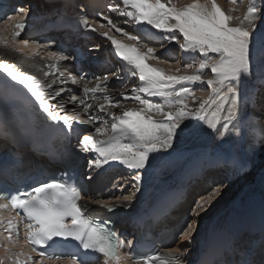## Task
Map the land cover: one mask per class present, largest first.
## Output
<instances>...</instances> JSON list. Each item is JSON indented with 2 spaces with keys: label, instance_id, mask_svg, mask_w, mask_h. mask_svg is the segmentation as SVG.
I'll list each match as a JSON object with an SVG mask.
<instances>
[{
  "label": "snow or ice",
  "instance_id": "obj_1",
  "mask_svg": "<svg viewBox=\"0 0 264 264\" xmlns=\"http://www.w3.org/2000/svg\"><path fill=\"white\" fill-rule=\"evenodd\" d=\"M235 10L222 8L217 0H191L190 3L116 0L109 3L107 14H101L109 30L114 29L137 43L142 38L126 31L125 26L131 24L137 29L155 30L162 48L175 44L181 54L194 59L198 56L199 62L194 69L193 64L181 63L165 71L148 63L151 57L160 55L156 49L144 45L146 51L142 52L135 46L122 44L108 31L98 32L84 22L85 31L98 32L101 38L111 42L123 66L111 75H94L93 83L88 73L73 74V70H65L66 62L76 57L67 55L63 48L53 51L49 49L54 44L41 46L20 39L31 8H14V15L7 16V20L0 16V21L6 25L14 22L8 33L0 28V49L17 54L27 49L29 58L37 62V72L29 73L0 59V72L6 74L5 84L0 86V124L13 125L21 137L57 129L60 134L70 135L77 125L94 128L93 133L78 139V148L92 157L87 161L88 179L113 163L135 173L131 179L134 189L131 194L116 196L113 201H91L96 208L108 213L130 208L142 189L144 173L152 160L171 155L185 137H195L200 130H211L219 144L227 137L237 146L235 151L223 149L215 153L211 165H219L233 174L246 173L251 167L257 140L254 134L246 135L244 110L250 103H264V91L260 90L264 88V64L257 65L254 59L256 34L264 24V0H248L246 11L240 16L231 14ZM113 14L123 18L122 24H118ZM41 50L46 52L43 57L39 56ZM125 68L129 82L136 79L138 83H132L130 89L119 92L117 97L110 90V81L123 80ZM181 68L193 71L181 72ZM207 71L212 75L205 79ZM9 81L26 90L46 116L49 122L46 126L35 125L27 111L13 110L7 93L11 86ZM252 81L260 88L246 90L245 86ZM69 84L77 86L81 95L64 100L62 96L70 91ZM197 84H206L210 89L206 98L195 96L193 86ZM120 97L138 103L139 107H123ZM77 103L80 110L73 107L69 111L68 105ZM259 142L264 148V135ZM245 144L247 149H244ZM216 147L219 145L213 146L214 151ZM10 170L9 163L0 161V264H91L100 258L104 264H127V261L156 264L157 260H162L163 264H184L183 258L190 254L184 243L191 242L201 213L207 212L226 188L222 181H212L217 186L210 193L199 199L195 198L199 193L193 195L195 203L188 205L190 213L187 208L178 211L183 217V231L177 246L168 248L166 255L138 257L133 252L136 241L123 238L109 220L99 219L94 209L81 204V192L66 175L35 181L34 186L22 190L8 185L5 177ZM126 187L121 184L119 190L123 192ZM187 199L185 192L180 202ZM56 241H74L77 250L49 252ZM229 248L238 257L235 264H264V223L258 246L249 243L237 247L232 243Z\"/></svg>",
  "mask_w": 264,
  "mask_h": 264
},
{
  "label": "bare ground",
  "instance_id": "obj_2",
  "mask_svg": "<svg viewBox=\"0 0 264 264\" xmlns=\"http://www.w3.org/2000/svg\"><path fill=\"white\" fill-rule=\"evenodd\" d=\"M26 1L27 0H18V3L21 6L27 7L25 6ZM105 2L108 5L109 3H116V0H105ZM180 2L190 3L191 0H180ZM217 2L222 6V8L226 10L236 9L235 11L231 12V14L234 16H236V13L241 10V0H239L238 3H230L229 0H217ZM245 11L246 6L244 12ZM103 14H107V7ZM113 17L117 19L118 24H122L123 18H119L118 16H116V14H113ZM97 24L101 29L108 28L107 21H104L103 19H99L97 21ZM101 25H104V27H101ZM125 28L126 31H130L132 34L139 35L142 38L139 43L133 40L131 41L135 42V44L141 47L144 51H146L144 45L154 48L155 45L160 44L159 36L155 32V30H149L148 28L137 29L131 24L125 26ZM263 29L264 27L261 24L259 31L262 32L264 31ZM109 31L113 35H117L123 38L126 37L120 33H117L114 29ZM20 39H28L30 43L32 42L29 38H25L23 36H21ZM262 39L263 38L261 36L256 37L254 59L257 65L264 64V41ZM92 46L93 47L90 49L89 54H93L94 58L103 59L100 63L90 62L86 64V71L91 75V78L89 80L93 81V83L94 75H111V73L118 67H123L120 61L114 60L111 57L108 52V47H106L104 43L97 42ZM175 46V44H171L166 48L157 50L160 52V55L157 58L167 59L170 61L174 60L176 57L174 52L172 51V47ZM45 55V51H39V56L43 57ZM29 56L30 53H28L27 49L22 54H17L14 52L5 53L2 49H0V59H6L9 62L13 63L19 69L28 71L29 73L37 72V62L30 59ZM197 58L199 60L198 56H196L195 59L191 55L184 56L179 50L178 61H175V65H164L163 67H159L167 71L170 68L175 69L178 64L181 63L191 64L192 62L196 61ZM68 69L73 70V67L68 62H66L65 70ZM192 71V69L189 70L181 68V72L191 73ZM73 74L75 73L73 72ZM123 75V80L110 81V90L114 96L118 97L119 92L130 89L132 83H138V80L136 79H133L131 83L129 82L126 68ZM211 75L212 73L210 71H207L205 74V79L211 77ZM5 80L6 74L0 72V86H3L5 84ZM8 83L11 86L7 89V91L9 89H16L26 92V90L23 89L22 86L15 85L10 81ZM82 86L83 85H80L79 88H82ZM89 86H92V84L90 83ZM193 87L195 96L197 95L196 97L206 98L208 96L210 89L206 84H197ZM257 87H259V85L256 81L248 82L245 86L246 90L248 91H251L252 89ZM68 88L70 89V91L66 95L62 96V99L67 100L72 95H81V92L79 91L77 86L69 84ZM253 100H255V97H253ZM119 101L120 104L125 108L139 107L138 103H135L131 100H125L122 97L119 98ZM189 103H191V100L189 101ZM73 107L77 108L78 111L80 110L77 103V105H68L69 111H71ZM258 111L261 114L262 112L264 113V110L260 111L257 108V103H250L244 110V116L246 117L248 126L246 135L249 133L254 134L257 140L255 151L251 155V167L247 170L246 173L233 174L223 169L219 165L213 166L210 164V161L212 160L215 153H219L223 149H230L235 151L237 147L234 146L231 139L227 137L225 138L223 144H219V141L215 139V134L212 133L211 130H200L197 132L195 137H185V139L176 146L175 152L164 158H154L152 160L151 166L144 173L142 189L136 195V198L132 203L135 204V207H141L143 203L153 204L157 197L165 189V187L175 180H182L184 182H187L190 178H196L197 176L202 177L203 175L207 174L208 178L204 182L202 180L199 182L200 177H198V182L195 179L194 181L190 182V184L185 189V192H187L188 195V199L179 206V209L177 211L170 215L167 223H162V227L171 228L175 232H179L183 229V227H181L183 217L177 214L178 211L184 208L188 209V203L193 200L192 197L195 193H199V195L195 197L196 199H199V196L210 193L212 191V188L217 186L215 183H212V181H222L226 185V188L224 189L222 194L213 202L208 211L201 213L197 230L195 231L191 242L184 243V247H186L185 245H187L192 251V253L183 258L184 264H197L208 250L212 241L213 234L220 227L224 215L228 213L236 214L234 219L235 223L237 224L240 219V215L238 212L239 206L242 202L243 197L251 195L264 188V148H261L259 142L261 136L264 135V123L258 122L253 116H250L258 113ZM73 131L75 132V142L78 145L79 137L84 134L93 133L94 128H90V126L88 125H77L73 128ZM231 135L233 134H230V136ZM217 144L219 145V147H216L214 151L213 146ZM244 149H247V144L244 145ZM86 155L88 160L92 158L90 154L86 153ZM221 171H225L226 173L223 175H219ZM133 175H135V173L129 172L126 168L118 166L115 163H113L111 166L104 167L103 170H100L96 173L95 180L90 183L88 196L84 198L81 204H85L90 208H94L96 206L91 203L92 200L103 199L107 201H113L116 196L131 194L134 191L131 185V179ZM209 178H211L210 181H208ZM121 184L127 185L123 192L119 190V186ZM4 214L8 215L7 212H5ZM118 227H124L122 222L118 223ZM128 237H131L130 234H128ZM178 240H176L172 244H169L166 248L157 251L150 257L154 258L157 253L161 254L162 256L166 255L167 249L170 247H176ZM241 246L243 245L240 244V247ZM91 264H104V262H101L99 259L94 260L93 262H91ZM127 264H132V262L127 261ZM156 264H163V261L157 260Z\"/></svg>",
  "mask_w": 264,
  "mask_h": 264
},
{
  "label": "rangeland",
  "instance_id": "obj_3",
  "mask_svg": "<svg viewBox=\"0 0 264 264\" xmlns=\"http://www.w3.org/2000/svg\"><path fill=\"white\" fill-rule=\"evenodd\" d=\"M248 3V0H241V2H240V8H241V10L240 11H238L237 13H236V16H240V15H242L243 14V12H244V9H245V6H246V4ZM233 24L235 23V22H232ZM263 25V27H264V24H262ZM103 30L104 31H108L109 32V34H111V32L109 31V29L108 28H103ZM264 30V29H263ZM260 32V31H259ZM257 32V34H256V37H259V36H261L263 39V41H264V31H262V32ZM154 49H156V50H159V49H163L162 47H161V44H159V45H155L154 46ZM172 51L174 52V54H175V59L174 60H172V61H170V60H167V59H159V58H157V57H151L149 60H148V63H152V64H156V65H158V66H161V67H163L164 65H168V66H170V65H175L176 63H175V61H178V56H179V50H178V46L176 45L175 47H172ZM103 59H96L95 60V62H101ZM198 62H199V60H198V58L196 59V61H194V62H192L193 63V69L196 67V66H198ZM191 63V64H192ZM184 69V68H183ZM192 69V70H193ZM189 70H191V69H189ZM260 90L261 91H264V88H260ZM197 96V95H196ZM264 106V105H263ZM228 172H230L229 170H227ZM226 172L225 171H221V173L219 174V175H223V174H225ZM198 177H200V176H197L196 178H192L193 180L195 179L197 182H198ZM208 177H207V174H205V175H203L202 177H200V179H199V182L202 180L203 182L207 179ZM211 180V178H209L208 179V181H210ZM209 183V182H208ZM207 183V184H208ZM195 203V201L194 200H191L190 201V203H188V205L189 204H194ZM188 210H189V212H191V208H189L188 207ZM187 248H189L187 245H185ZM190 253H192V251L190 250Z\"/></svg>",
  "mask_w": 264,
  "mask_h": 264
}]
</instances>
